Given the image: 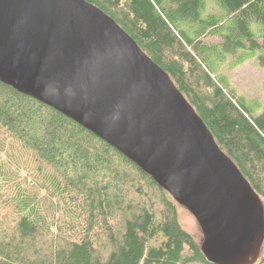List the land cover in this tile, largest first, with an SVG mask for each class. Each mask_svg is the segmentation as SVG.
<instances>
[{"label":"trees","instance_id":"16d2710c","mask_svg":"<svg viewBox=\"0 0 264 264\" xmlns=\"http://www.w3.org/2000/svg\"><path fill=\"white\" fill-rule=\"evenodd\" d=\"M86 1L169 75L264 207V109L258 114V104L210 70L237 50L236 64L253 57L264 64V0H208L217 12H207V0ZM214 36L219 44L203 42ZM0 127L51 167L68 193V218L52 227L30 216L34 208L16 217L0 204V264H215L180 224L181 205L134 162L1 81ZM253 264H264V240Z\"/></svg>","mask_w":264,"mask_h":264},{"label":"water","instance_id":"95a60500","mask_svg":"<svg viewBox=\"0 0 264 264\" xmlns=\"http://www.w3.org/2000/svg\"><path fill=\"white\" fill-rule=\"evenodd\" d=\"M0 81L134 162L196 219L215 264H253L264 207L176 88L86 0H0Z\"/></svg>","mask_w":264,"mask_h":264},{"label":"rangeland","instance_id":"374dc122","mask_svg":"<svg viewBox=\"0 0 264 264\" xmlns=\"http://www.w3.org/2000/svg\"><path fill=\"white\" fill-rule=\"evenodd\" d=\"M207 12H217L208 0ZM203 42L219 44L220 40L214 36L205 38ZM239 54V50L232 54L226 53L218 68L211 65V73L220 81L224 76L228 85L238 96L244 97L247 103L258 104L257 112L260 114L264 109V64L257 57L236 64ZM37 183H41V187ZM65 189L62 178L51 167L39 160L32 150L23 146L18 138L0 127V204L8 213L20 217L34 208V213L30 216L40 220L43 225H60L63 219L68 218L63 212L68 203ZM177 212L182 227L201 244L203 234L196 219L183 206L178 205ZM188 254L189 250L185 247L183 255Z\"/></svg>","mask_w":264,"mask_h":264}]
</instances>
